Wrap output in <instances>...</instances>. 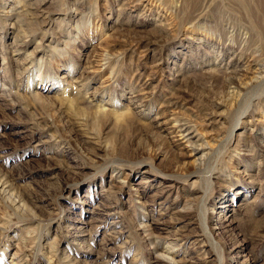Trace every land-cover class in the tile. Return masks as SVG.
Returning a JSON list of instances; mask_svg holds the SVG:
<instances>
[{
  "label": "rangeland",
  "instance_id": "374dc122",
  "mask_svg": "<svg viewBox=\"0 0 264 264\" xmlns=\"http://www.w3.org/2000/svg\"><path fill=\"white\" fill-rule=\"evenodd\" d=\"M19 1L0 0V172L29 211L0 200L11 218L0 264L24 242L27 264H171L165 253L176 264H264V90L228 102L223 86L244 67L246 84L264 58V0H209L195 25L202 0H50L53 25L16 40ZM229 16L249 45L224 32ZM22 61H33L26 72ZM73 86L88 100L115 96L113 113L93 127L60 107ZM176 119L196 125L201 161L184 155Z\"/></svg>",
  "mask_w": 264,
  "mask_h": 264
},
{
  "label": "bare ground",
  "instance_id": "6f19581e",
  "mask_svg": "<svg viewBox=\"0 0 264 264\" xmlns=\"http://www.w3.org/2000/svg\"><path fill=\"white\" fill-rule=\"evenodd\" d=\"M199 3H201V5H197L196 3L194 4L193 9H191L192 11H190V14H189L188 21L190 23H192V25H195V24L199 23L201 20H203V11H204L203 9H204V7L205 8L209 7V0H202V1H199ZM50 4H52V2H50V0H28V2L26 0H24V1L18 2L17 8L22 7L23 10H22V12L18 13V16L13 15L14 16L13 18H15V16H16V19H18L20 22L23 19L24 20L23 24L25 27H23L22 25L20 26L19 31L16 35L17 36L16 40L21 39V38L23 39V37H25L27 35V33H29V32H31L33 34L32 37H35L37 32H39L40 30H42L46 27H51L53 25L52 24L53 21H52V19H50V15L47 13V10L44 8L45 6H47V5L49 6ZM94 4L96 6L97 3L95 2ZM192 5H193V3H192ZM20 14H22V15L20 16ZM9 17H12V16L10 15ZM253 17H254V15H253ZM227 20L228 21L226 23V28H225L226 31H224V32L227 35L231 36L232 39L235 40L241 46L249 45V41H250L249 37L250 36H248L247 32L246 33L243 32L244 31V30H242L243 26H240V28H239V26L235 25V24H237L236 23V17L229 16V17H227ZM260 20L261 19L259 17H257L254 20L249 18L250 26L252 24V21L257 22ZM241 24H243V23H241ZM34 25L36 26V28H33ZM244 25H246V27H244L245 29L249 28V25H247L246 23ZM43 31H45V30H43ZM40 41H41V39H40ZM42 41H44V39H42ZM30 45H31V42H28V41L22 42L21 41L20 44L19 43L16 44L17 48L15 51H24L25 52V51H27L28 46H30ZM42 46H44L43 42H39L38 45L35 46L34 52L31 54H28L27 58L28 59L34 58L35 55H37V53L40 51V48H42ZM108 57H105L104 59H102L103 62L105 61L104 63L106 65H109V64H111L112 61L113 62L115 61V60H112L111 58H108ZM23 62L24 61H22L21 63H23ZM118 62H119V60H118ZM252 62H254V64L257 66V69L255 70V72H253L254 74L251 76L250 81H248L246 84L239 85V82H238V80L245 73L248 72L246 67L233 70L232 72L236 73L235 77L226 78V80L223 82V86H224L225 90L231 89L233 91V94H231L229 91L227 92L228 102L233 101L235 96L241 97L242 96L241 93L249 90L251 87L254 88V87L260 86L264 90V58H259L257 60L254 59ZM17 64H18V62H17ZM32 64H33V61H31L30 66H25V64L23 63V66H21L19 68L17 67L18 71L21 72L22 70H19V69H23V72L24 71L26 72L31 68ZM235 65L237 67H242V63H240V60L235 61ZM47 66L48 65H47L45 59H42L38 62V70L37 71H39L40 78L42 77L43 73H46L45 68ZM207 85L209 86V89L212 91V89L214 87V83L210 82ZM73 87L74 88H73L72 92L74 91L73 92L74 94H71L72 97L65 96L62 100L59 99L60 100V107H66V109H70V110L74 111V113L76 111L80 115H83L86 118V120H85L86 123H89L93 127L96 126V124H97V121H95V119H98L102 116L104 117V116L108 115V113H113L112 112L113 110L111 111L107 105H111V104L113 105L115 103V101H116L115 96H114V99L110 98L112 100H110V102H106V103L102 102L101 100H98V101H95L94 99L88 100V97H83L81 95L82 89H80L77 86H73ZM66 92H70V91L66 90ZM37 93H39V92H37ZM134 94H135L134 96L132 94V98L134 99V97H135L136 100L139 101L140 98L137 97L139 95L136 93H134ZM34 95L37 96L38 94L37 95L34 94ZM87 95H88V93H87ZM261 96H263V94H260V97ZM90 98H92V96H90ZM250 107H251V104H250ZM127 110L131 111V113H132L131 108H128ZM131 113L125 112L126 115H124V113H123L124 116L122 115V116H117V117L123 118V117L127 116L128 118H130V117H132V114H133V113L132 114ZM49 115H51V114H49ZM54 116H55V114L52 113V115L50 117H48L49 119H47V118H45L47 120L43 119V123L46 125L47 123H49V121H54V118H53ZM155 119H157V117H155ZM41 120H42V118H41ZM172 128L174 129L175 133H177V137H179L180 140H183L186 143L185 148L189 149V151H190V154H188V152H186V153H184V155L190 156V157L195 156L194 162H196L197 160L201 161L200 160L201 158H199L198 155H200L202 150H204V144H202V143L197 144L198 139L201 137V135L199 136L198 134L194 133L193 130L196 129V125L195 124L192 125V121H190L189 119H176L174 125H172ZM98 129H100V128H98ZM196 131L198 133V130H196ZM97 135L99 138L101 137V129L97 131ZM197 136H198V138H197ZM202 156H204V155H202ZM86 158H89L93 162L95 161V159L93 157L89 156ZM199 165L203 166V164H201V163ZM185 170H189V168H186ZM190 171H187L185 173V175L188 176V175L194 174V173H191L192 171L191 172ZM8 184L9 183L7 181L6 176L0 172V200L4 204H6V206H7V204L11 205V208L15 211V213H18L20 215V212L22 210L27 211L29 208L26 207L24 204L17 206V204L21 203L20 202L21 200L19 198L20 196L18 198H16L15 192H11L8 189ZM30 210H32V209H30ZM22 215L23 214H21V216ZM10 219H11L10 217L7 218V217L2 216V215L0 216V221H2V222H0V223H2V225L0 226V234L3 232V230H5L8 227V225L10 223ZM156 246H157V244H156ZM23 247H30L29 243L24 242L23 246L20 247L18 249V251H16L14 253V256H16V258H17L16 262L14 264H27L28 259H26L25 256L23 255V253H21V252H23V250H21ZM165 254H160V256L163 257L164 259L168 260V262H171V264H176V260L174 259V257L170 256L169 253L168 254L165 253Z\"/></svg>",
  "mask_w": 264,
  "mask_h": 264
}]
</instances>
